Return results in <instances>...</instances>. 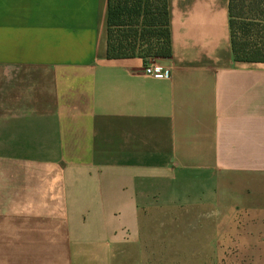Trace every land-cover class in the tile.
Listing matches in <instances>:
<instances>
[{"label": "crops", "instance_id": "crops-1", "mask_svg": "<svg viewBox=\"0 0 264 264\" xmlns=\"http://www.w3.org/2000/svg\"><path fill=\"white\" fill-rule=\"evenodd\" d=\"M168 5L156 79L108 0H0V264H264V63L229 0Z\"/></svg>", "mask_w": 264, "mask_h": 264}, {"label": "trees", "instance_id": "trees-1", "mask_svg": "<svg viewBox=\"0 0 264 264\" xmlns=\"http://www.w3.org/2000/svg\"><path fill=\"white\" fill-rule=\"evenodd\" d=\"M236 63H264V0H229ZM172 56L168 0H108V60Z\"/></svg>", "mask_w": 264, "mask_h": 264}, {"label": "built area", "instance_id": "built-area-1", "mask_svg": "<svg viewBox=\"0 0 264 264\" xmlns=\"http://www.w3.org/2000/svg\"><path fill=\"white\" fill-rule=\"evenodd\" d=\"M143 73L146 76L156 79H167L170 78L171 75L170 69L162 67L158 61L151 59L146 61V66L143 70Z\"/></svg>", "mask_w": 264, "mask_h": 264}, {"label": "rangeland", "instance_id": "rangeland-1", "mask_svg": "<svg viewBox=\"0 0 264 264\" xmlns=\"http://www.w3.org/2000/svg\"><path fill=\"white\" fill-rule=\"evenodd\" d=\"M155 61H158V60H155Z\"/></svg>", "mask_w": 264, "mask_h": 264}]
</instances>
